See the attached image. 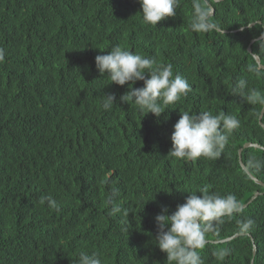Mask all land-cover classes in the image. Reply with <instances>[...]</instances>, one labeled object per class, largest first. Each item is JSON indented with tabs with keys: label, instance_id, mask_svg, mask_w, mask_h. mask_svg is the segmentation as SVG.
I'll use <instances>...</instances> for the list:
<instances>
[{
	"label": "trees",
	"instance_id": "trees-1",
	"mask_svg": "<svg viewBox=\"0 0 264 264\" xmlns=\"http://www.w3.org/2000/svg\"><path fill=\"white\" fill-rule=\"evenodd\" d=\"M195 3L214 7L209 22L224 35L192 30ZM139 11L137 0H0V264H77L81 252L98 253L101 264H167L154 217L205 187L240 206L261 193L206 233L203 264H264V187L239 162L264 182V104L234 92L244 79L245 92L264 94V69L252 56L264 64L253 43L264 0H178L176 15L157 26ZM117 45L171 64L190 91L159 118L121 102L127 85H108L94 64L96 52ZM101 89L117 97L111 110L101 107ZM179 111L223 112L240 125L218 158L177 159L167 153ZM116 206L121 212L110 214Z\"/></svg>",
	"mask_w": 264,
	"mask_h": 264
},
{
	"label": "clouds",
	"instance_id": "clouds-1",
	"mask_svg": "<svg viewBox=\"0 0 264 264\" xmlns=\"http://www.w3.org/2000/svg\"><path fill=\"white\" fill-rule=\"evenodd\" d=\"M137 2L140 5L139 12L143 22L153 26L175 16L178 7V0H137ZM211 14L210 8L195 3L191 18L192 30L201 32L215 30L224 35V29L209 22ZM244 27L249 30L254 28L253 25L248 24L242 26L240 30L243 31ZM253 43L259 50H264V29L258 31ZM96 53L98 55L94 59V64L100 76L108 78L110 81L108 85H127V90L119 100L126 104H134L144 116L151 113L157 118L161 117L169 105L175 104L190 91L186 79L173 75L171 64H157L153 59L133 53L119 45L108 52L100 49ZM4 57V49L0 48V61H3ZM137 81L143 82L141 87H133ZM245 89L246 81L238 80L234 92H238L251 104H264V94L259 90L252 88L245 92ZM100 96L103 110H111L116 104L115 93H107L105 89ZM239 125L240 121L235 116L223 112L213 115L209 111L195 114L179 111V119L172 125L169 136L171 147L167 156L187 160H195L199 157L216 159L227 144L228 135ZM254 166L259 168L260 164L256 163ZM198 192L200 195H197V192H187L184 202L177 204L172 214H168L167 207H162L154 217L157 229L155 247L166 255L167 264H203L198 250L203 249L207 243L206 233L212 231L214 225L223 217L240 210V205L232 194L220 196L209 193L206 187ZM45 202L51 209L58 208L56 201L51 197L41 199V203ZM120 212L121 208L116 206L111 209L110 214ZM125 215L128 216V213ZM110 222L101 232L102 236ZM251 224L252 221H248L243 228L246 230ZM129 229V221H126L123 230L128 233ZM100 250L104 251V255L112 253L110 246ZM226 254L225 250L217 253V256L223 259ZM99 257L98 253L91 252L89 255L81 252L77 264H101Z\"/></svg>",
	"mask_w": 264,
	"mask_h": 264
},
{
	"label": "water",
	"instance_id": "water-1",
	"mask_svg": "<svg viewBox=\"0 0 264 264\" xmlns=\"http://www.w3.org/2000/svg\"><path fill=\"white\" fill-rule=\"evenodd\" d=\"M214 1H221V0H214ZM210 9H211V12H212V14H213V13H214V7H213V6H210ZM212 14H211V15H212ZM250 24L253 25L254 22H252V23H250ZM247 49H248V51H249L250 53H252V50L250 49V46H248ZM252 56H253L254 60L256 61L258 67L264 69V64L261 63L259 56H258L257 54H252ZM263 113H264V105H263V107H262V109H261V112H260V115H259V117H258V121H259V123H260V125H261L262 127H264V124L261 122V117H262ZM250 146L261 147L260 145H258V144H253V143H251V142H245V143L243 144V148H245V147H250ZM240 153H241V149L239 150V154H240ZM239 162H240L242 168H243V169L249 174V176H250V177H251V178H252L257 184H259V185H261L262 187H264V182H263L262 180L256 178L253 174H251V173L248 171V169H247V168L244 166V164L242 163L241 158L239 159ZM260 193H261V192L257 191V192H256V193H255L250 199H249V201H248L247 203H244V204L241 205L240 207H241V208L245 207V206H246L247 204H249L254 198H256ZM236 236H238V234H237V233H234V234H232L231 236H228V237L223 238V239H221V240H212V242H214V243L225 242V241L231 240L232 238H235ZM250 238H251V240L253 241L251 235H250ZM253 253H255V246L253 247ZM252 264H253V263H252Z\"/></svg>",
	"mask_w": 264,
	"mask_h": 264
}]
</instances>
